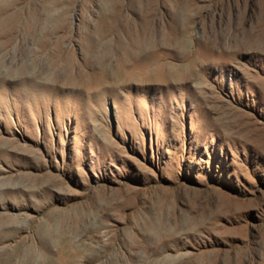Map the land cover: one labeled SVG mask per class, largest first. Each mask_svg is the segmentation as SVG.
<instances>
[{"label":"rangeland","instance_id":"1","mask_svg":"<svg viewBox=\"0 0 264 264\" xmlns=\"http://www.w3.org/2000/svg\"><path fill=\"white\" fill-rule=\"evenodd\" d=\"M263 248L264 0H0V264Z\"/></svg>","mask_w":264,"mask_h":264},{"label":"bare ground","instance_id":"2","mask_svg":"<svg viewBox=\"0 0 264 264\" xmlns=\"http://www.w3.org/2000/svg\"><path fill=\"white\" fill-rule=\"evenodd\" d=\"M7 184V183H6ZM9 185V184H8ZM168 216V215H167ZM154 227V226H153ZM165 230V229H164ZM169 230V229H168ZM164 232V231H163ZM169 236V235H168ZM167 238H169V237H167ZM163 241L164 242H168V239H165V238H163ZM153 249V248H152ZM149 249V252L151 251L152 253H155V254H159V253H161L162 252V250L158 247L157 249ZM263 250H264V248H263ZM262 254H263V256H262V258L264 259V252H261ZM260 253V254H261ZM32 254L31 255H29L28 256V258L30 259V258H32ZM96 257L95 256H91L90 254H89V256H85L84 258H83V260H82V262L83 263H91L92 261H93V259H95ZM12 261V260H11ZM91 261V262H90Z\"/></svg>","mask_w":264,"mask_h":264}]
</instances>
